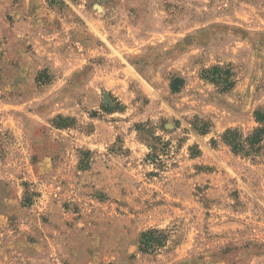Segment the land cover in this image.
I'll return each instance as SVG.
<instances>
[{
  "label": "rangeland",
  "instance_id": "1",
  "mask_svg": "<svg viewBox=\"0 0 264 264\" xmlns=\"http://www.w3.org/2000/svg\"><path fill=\"white\" fill-rule=\"evenodd\" d=\"M257 112L264 0H0V264H264Z\"/></svg>",
  "mask_w": 264,
  "mask_h": 264
},
{
  "label": "trees",
  "instance_id": "2",
  "mask_svg": "<svg viewBox=\"0 0 264 264\" xmlns=\"http://www.w3.org/2000/svg\"><path fill=\"white\" fill-rule=\"evenodd\" d=\"M201 78L215 86L221 94L230 93L237 85V75L230 66H213L204 69ZM183 86V79L177 78L171 83L173 92L180 91ZM256 121L264 125V112H257ZM221 139L237 155L244 157L258 156L263 149L264 129L257 128L247 137L237 129H230L221 136ZM154 148L151 146V149ZM170 242H172V234L168 230L150 229L140 235L139 252L144 255L156 256L163 250L168 249Z\"/></svg>",
  "mask_w": 264,
  "mask_h": 264
},
{
  "label": "water",
  "instance_id": "3",
  "mask_svg": "<svg viewBox=\"0 0 264 264\" xmlns=\"http://www.w3.org/2000/svg\"><path fill=\"white\" fill-rule=\"evenodd\" d=\"M98 9H99V10H101V8H100V7H99ZM167 128H172V127H170V126H167Z\"/></svg>",
  "mask_w": 264,
  "mask_h": 264
}]
</instances>
